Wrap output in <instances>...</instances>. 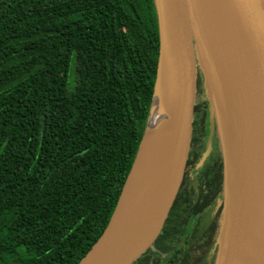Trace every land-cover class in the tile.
Masks as SVG:
<instances>
[{
	"label": "trees",
	"instance_id": "1",
	"mask_svg": "<svg viewBox=\"0 0 264 264\" xmlns=\"http://www.w3.org/2000/svg\"><path fill=\"white\" fill-rule=\"evenodd\" d=\"M157 58L152 0H0V264H78L97 242L145 135ZM222 171L219 156L197 172L160 253L207 211L191 237L217 242ZM148 253L135 264H158Z\"/></svg>",
	"mask_w": 264,
	"mask_h": 264
},
{
	"label": "water",
	"instance_id": "2",
	"mask_svg": "<svg viewBox=\"0 0 264 264\" xmlns=\"http://www.w3.org/2000/svg\"><path fill=\"white\" fill-rule=\"evenodd\" d=\"M152 3L158 58L150 114L158 98L170 122L169 171L147 202L130 236L101 249L127 190L141 142L107 227L78 264H135L163 235L196 168L194 112L199 67L210 94L223 170V214L216 264H264V127L261 125L258 130L261 136L255 142L253 156L241 143L236 154H231L230 120L219 104L214 63L209 79L198 56L213 7L232 49L234 65L254 88L264 108V0H152ZM250 134L253 133L241 142H247ZM241 193L243 199L239 198Z\"/></svg>",
	"mask_w": 264,
	"mask_h": 264
},
{
	"label": "bare ground",
	"instance_id": "3",
	"mask_svg": "<svg viewBox=\"0 0 264 264\" xmlns=\"http://www.w3.org/2000/svg\"><path fill=\"white\" fill-rule=\"evenodd\" d=\"M210 10L198 50L199 63L209 79L211 64L214 63L219 104L230 120L228 126L232 134V142L229 144L231 154H236L241 143L246 145V149L253 156L255 142L261 136L258 130L261 125L264 127V108L259 103L254 88L234 65L232 49L221 30L213 7ZM161 110V101L155 98L127 190L119 201L110 232L101 242V249L130 236L144 207L169 171L170 122L167 113L159 112ZM249 133L253 134L249 135L247 142L242 143ZM239 198H244L242 193Z\"/></svg>",
	"mask_w": 264,
	"mask_h": 264
},
{
	"label": "rangeland",
	"instance_id": "4",
	"mask_svg": "<svg viewBox=\"0 0 264 264\" xmlns=\"http://www.w3.org/2000/svg\"><path fill=\"white\" fill-rule=\"evenodd\" d=\"M69 81L72 83V66L70 71V77ZM206 82L204 79V74L199 67L198 71V81H197V99H196V106L200 107V112L195 114V118H202L203 121L199 122L198 120H195V132L196 137H198V141L200 142L199 147L200 150L198 153V162L196 164L197 172L200 171V169L207 165V162H209V165L215 163L217 161L218 157L221 156V150L219 149V142H218V132H216V125H215V119H214V113L211 101L209 99V92L207 90ZM158 112V110L156 109ZM164 111V108L162 107V110L159 112ZM202 123V124H201ZM212 210H214L212 208ZM213 214V211L204 212L201 215H198L197 217L193 218L189 223V229L194 230L196 224L201 220L202 223H205L210 219V216ZM218 243V242H217ZM187 247V244L182 243L181 247H178V250L174 254H179L184 248ZM219 251L218 244L214 246L212 251L209 253L208 258V264H216L217 262V253ZM172 254L167 259V263H170L172 260L171 257L174 256Z\"/></svg>",
	"mask_w": 264,
	"mask_h": 264
},
{
	"label": "flooded vegetation",
	"instance_id": "5",
	"mask_svg": "<svg viewBox=\"0 0 264 264\" xmlns=\"http://www.w3.org/2000/svg\"><path fill=\"white\" fill-rule=\"evenodd\" d=\"M198 112H200V111H198ZM198 112L195 109L194 119H196V120L199 121L202 118H197V117L195 118V114L198 113ZM194 124H195V120H194ZM196 141H197V149L200 150V147H199L200 142L198 141V137H196ZM198 153H199V151L196 150L195 167H196V164L198 162V156H199ZM218 159H219V157H218ZM215 162H217V161H215ZM208 164H209V162H207V165ZM196 174H197V168H195L194 175H193V178H192L191 181H193V179H194V177H195ZM196 230L197 229L191 230V233L190 232H187V233H184L183 236H181V237L179 236V239L175 241V243L172 245L171 248H169V251L166 252V253H160V251L156 247V246H158L159 240L163 236L162 235L159 238V240L156 242V244L153 246V248L148 251V252H151L152 253V254H150V262H151L152 259L157 258L158 259V264H166L168 257H170L172 254H174L178 250V247H181L182 246V243H185V244H187V247L184 248L179 254H174V256L171 257L172 260L168 264H178L179 261H180V259L183 258V256H184L185 253H189V255L185 259V261H186L187 264H208V258H209L208 255H209L210 251H212V249L214 248V246L217 244V242L215 241L214 243H210L208 245V247L206 246V247L200 248V245L203 244V242L200 241L199 242V245H198L196 243V239L193 238V237H191V236L194 235V231H196ZM146 254H144V255H146ZM144 255L141 258H143ZM143 263H144V261H143Z\"/></svg>",
	"mask_w": 264,
	"mask_h": 264
}]
</instances>
